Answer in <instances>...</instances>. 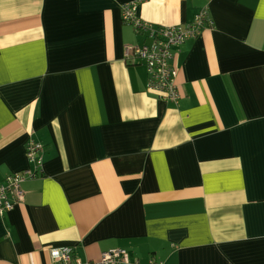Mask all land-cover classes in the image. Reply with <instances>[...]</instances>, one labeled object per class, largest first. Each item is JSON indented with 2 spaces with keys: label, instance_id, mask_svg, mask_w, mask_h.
<instances>
[{
  "label": "crops",
  "instance_id": "obj_1",
  "mask_svg": "<svg viewBox=\"0 0 264 264\" xmlns=\"http://www.w3.org/2000/svg\"><path fill=\"white\" fill-rule=\"evenodd\" d=\"M154 25H213L173 48L180 99L147 91L125 44ZM42 165L0 216V264H264V0H0V183ZM116 264V263H110Z\"/></svg>",
  "mask_w": 264,
  "mask_h": 264
},
{
  "label": "built area",
  "instance_id": "obj_2",
  "mask_svg": "<svg viewBox=\"0 0 264 264\" xmlns=\"http://www.w3.org/2000/svg\"><path fill=\"white\" fill-rule=\"evenodd\" d=\"M137 3H126L122 6V21L130 24L135 33L145 34L150 39L148 44H125L123 55L126 60H138L146 70L147 91L158 99L174 104L180 99L179 87L176 84L177 70L173 63V48L182 45L188 38L195 37L205 28H211L213 22L206 9L194 15L186 25H154L135 14ZM43 144L28 141L25 146L27 161L33 167H26L6 178L0 183V216L12 210L24 198L23 183L36 176L42 165L41 152ZM137 264L131 262L128 253L123 249L105 253L98 263L81 261L79 253L66 246H55L48 250L46 264ZM156 264V263H150Z\"/></svg>",
  "mask_w": 264,
  "mask_h": 264
},
{
  "label": "rangeland",
  "instance_id": "obj_3",
  "mask_svg": "<svg viewBox=\"0 0 264 264\" xmlns=\"http://www.w3.org/2000/svg\"><path fill=\"white\" fill-rule=\"evenodd\" d=\"M179 47V46H178ZM175 48H177V47H175ZM173 58H174V55H173Z\"/></svg>",
  "mask_w": 264,
  "mask_h": 264
}]
</instances>
